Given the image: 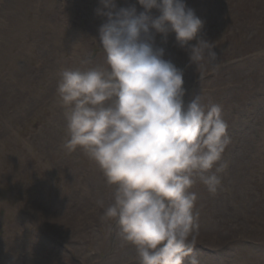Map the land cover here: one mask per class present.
Returning <instances> with one entry per match:
<instances>
[{"label":"rangeland","instance_id":"374dc122","mask_svg":"<svg viewBox=\"0 0 264 264\" xmlns=\"http://www.w3.org/2000/svg\"><path fill=\"white\" fill-rule=\"evenodd\" d=\"M186 3L215 46L216 59L201 61L205 78L174 46V33L167 42L156 34L155 43L183 69L188 103L201 95L205 106H221L231 142L211 170L227 163L217 193L198 178L190 189L199 215L184 264L193 255L199 264H264V0ZM117 4L143 11L138 0ZM98 7L99 0H0V264H138L115 221L101 219L97 201L114 186L82 148L64 147L57 79L65 68L104 63ZM247 235L261 243L240 247L250 244Z\"/></svg>","mask_w":264,"mask_h":264},{"label":"clouds","instance_id":"9594fccd","mask_svg":"<svg viewBox=\"0 0 264 264\" xmlns=\"http://www.w3.org/2000/svg\"><path fill=\"white\" fill-rule=\"evenodd\" d=\"M99 3L96 12L106 17L99 27L104 63L65 68L57 79L69 137L64 147L82 148L114 186L107 201H97L101 219L115 221L138 264H184L199 215L190 189L198 178L217 193V173L227 163L211 170L231 139L220 105L205 106L201 95L185 105L184 71L165 59L155 35L167 42L175 34L174 46L197 65L200 81L206 75L201 61L205 54L216 59L215 46L203 38L206 21L186 0H138L143 11L117 0ZM190 264H199L196 256Z\"/></svg>","mask_w":264,"mask_h":264}]
</instances>
